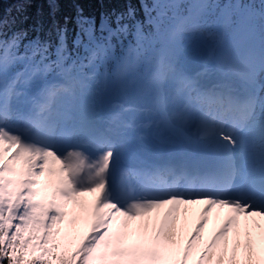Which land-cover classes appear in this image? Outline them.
<instances>
[{
  "label": "snow or ice",
  "instance_id": "6c2138e0",
  "mask_svg": "<svg viewBox=\"0 0 264 264\" xmlns=\"http://www.w3.org/2000/svg\"><path fill=\"white\" fill-rule=\"evenodd\" d=\"M137 2L0 18V264H264V0Z\"/></svg>",
  "mask_w": 264,
  "mask_h": 264
},
{
  "label": "trees",
  "instance_id": "16d2710c",
  "mask_svg": "<svg viewBox=\"0 0 264 264\" xmlns=\"http://www.w3.org/2000/svg\"><path fill=\"white\" fill-rule=\"evenodd\" d=\"M137 9L139 3L133 0ZM126 7V0H58V11L53 17L50 14V7L48 0H0V18L11 20L16 18V28H30L37 23L43 25V31L40 32L42 39H47L46 33L49 31L53 24V19L59 22L60 25L64 24V18H69V37L68 42L71 47L72 38L75 35V24L72 19L77 14V9L82 8L84 16L95 17L99 23L102 13L108 14L113 10L120 12ZM22 9V11H17ZM27 18L26 23H19L21 18ZM36 32H31L30 37H34ZM55 39V36L52 37Z\"/></svg>",
  "mask_w": 264,
  "mask_h": 264
},
{
  "label": "water",
  "instance_id": "95a60500",
  "mask_svg": "<svg viewBox=\"0 0 264 264\" xmlns=\"http://www.w3.org/2000/svg\"><path fill=\"white\" fill-rule=\"evenodd\" d=\"M197 60V57H191L185 60V65L191 69H193L192 63ZM192 72H195V70H192Z\"/></svg>",
  "mask_w": 264,
  "mask_h": 264
},
{
  "label": "rangeland",
  "instance_id": "374dc122",
  "mask_svg": "<svg viewBox=\"0 0 264 264\" xmlns=\"http://www.w3.org/2000/svg\"><path fill=\"white\" fill-rule=\"evenodd\" d=\"M198 58H199V57H198ZM198 60H199V62H198ZM198 60H196V61L193 63V66H196L197 68H201L200 59H198ZM185 70H186L188 73H190V72L188 71V69L185 68ZM226 211H227V210H225V213H226ZM242 239H243V238H242Z\"/></svg>",
  "mask_w": 264,
  "mask_h": 264
}]
</instances>
